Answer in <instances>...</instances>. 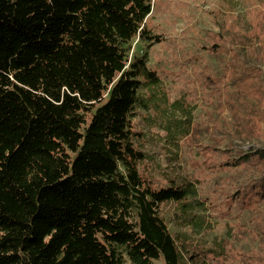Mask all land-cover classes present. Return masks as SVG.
<instances>
[{
	"label": "trees",
	"instance_id": "trees-1",
	"mask_svg": "<svg viewBox=\"0 0 264 264\" xmlns=\"http://www.w3.org/2000/svg\"><path fill=\"white\" fill-rule=\"evenodd\" d=\"M151 7L0 0V264H181L160 204L175 203L173 223L198 233L208 196L195 178L154 187L141 174L151 157L137 142L152 135L134 117L152 105L167 144L204 139L227 208L248 217L254 244L235 264H264V20L214 19L202 120L160 102Z\"/></svg>",
	"mask_w": 264,
	"mask_h": 264
},
{
	"label": "rangeland",
	"instance_id": "rangeland-1",
	"mask_svg": "<svg viewBox=\"0 0 264 264\" xmlns=\"http://www.w3.org/2000/svg\"><path fill=\"white\" fill-rule=\"evenodd\" d=\"M151 4L145 24L161 38L148 47V65L160 78V102L166 105L165 101L169 104L178 99L192 117L205 120L213 110L209 101L214 98L215 86L208 85L204 78L210 62L203 45L211 42V33L217 30L214 19L228 13L239 14L244 20L249 16L254 21L260 17L264 20V0H151ZM134 42L131 52L136 47L140 49L134 47ZM159 115L152 105L149 110L138 108L134 117L136 129L151 131L152 135L137 142L151 157L140 163L141 174L154 187L167 184L176 176L195 178L201 197L208 196L198 233L173 223L175 203L160 204L159 211L182 252L181 264H235L254 244L248 217L242 211L227 208L223 190L213 180L217 179L216 170L207 167L210 154L202 146L204 139L187 142L188 135L179 141L178 148L167 144L162 137L164 130L157 125ZM250 146V142H245L239 148ZM191 254H196L195 259ZM154 262L165 264L161 257ZM124 264L132 263L126 258Z\"/></svg>",
	"mask_w": 264,
	"mask_h": 264
}]
</instances>
